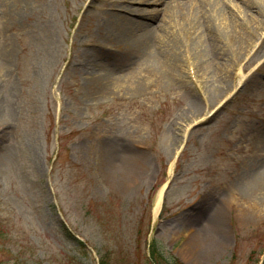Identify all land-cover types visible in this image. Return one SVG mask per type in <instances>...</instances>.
Masks as SVG:
<instances>
[{
  "label": "rangeland",
  "instance_id": "374dc122",
  "mask_svg": "<svg viewBox=\"0 0 264 264\" xmlns=\"http://www.w3.org/2000/svg\"><path fill=\"white\" fill-rule=\"evenodd\" d=\"M199 6L121 11L150 44L120 0H0L1 259L74 264L65 222L109 264L153 238L164 264H264V14L242 39Z\"/></svg>",
  "mask_w": 264,
  "mask_h": 264
},
{
  "label": "bare ground",
  "instance_id": "6f19581e",
  "mask_svg": "<svg viewBox=\"0 0 264 264\" xmlns=\"http://www.w3.org/2000/svg\"><path fill=\"white\" fill-rule=\"evenodd\" d=\"M121 1L124 3V2H127L128 0L127 1L121 0ZM243 1L245 0H201V1L197 0L195 2H192V4L193 5L200 4V6L198 7V11H205L206 19L208 22H210L211 28L212 26H216L219 30V33L221 34L222 32L226 34L235 33V34H240V38L242 39H248V36L244 38V34L241 33L242 28L247 27V26L250 27L251 22L252 24L254 22L255 23L258 22V19L261 18L262 13L264 14V0H252L253 2L250 1L253 5H250L247 2H243ZM257 1H258V4H257ZM181 7H184V6H181ZM170 12L172 13V11ZM189 12L191 11L189 10ZM138 14L140 15V10ZM193 15L195 16V12ZM112 17L113 19L115 17L116 28L118 27L121 28L122 23H124L125 30L120 35L122 39L128 41L129 43L133 42V40H141V38H145L146 41L149 43L153 40V37L151 38V32H153L151 27H146L141 32L135 33L132 31L131 27L140 25L137 29L139 30L142 29L143 24L140 21L138 23V21L132 19L131 17L126 18V20H124L125 16H123L121 13H119L118 15L112 14ZM249 19H251V22ZM151 20L152 19H150V21ZM260 20L262 23H264V20L262 19ZM167 25L168 24L166 23L165 25L166 31L169 34H171V31L174 30V26L171 29H169ZM263 27H264V24H263ZM128 28L129 30L127 31ZM211 32L212 31L211 30L209 31L208 27H207V33L206 32L203 33V31L200 30L202 37L197 40H202V41L214 40L212 38ZM165 34L166 32L164 31V34L162 33V35L164 36ZM252 36H255V34L253 33ZM261 40L262 42L264 41V35L261 36ZM173 168H174V163L171 164V175L173 173ZM163 195H164V187L160 189L157 195L155 206H154V216H158L160 210L162 209Z\"/></svg>",
  "mask_w": 264,
  "mask_h": 264
},
{
  "label": "trees",
  "instance_id": "16d2710c",
  "mask_svg": "<svg viewBox=\"0 0 264 264\" xmlns=\"http://www.w3.org/2000/svg\"><path fill=\"white\" fill-rule=\"evenodd\" d=\"M253 257V256H251ZM163 258V256L158 252V248L156 246V243H154L152 245L151 248V263L153 264H163L161 259ZM258 258H256L257 261ZM10 259L5 258L4 256H2V259L0 258V264H8ZM101 264H106L105 260H103V262H101Z\"/></svg>",
  "mask_w": 264,
  "mask_h": 264
}]
</instances>
